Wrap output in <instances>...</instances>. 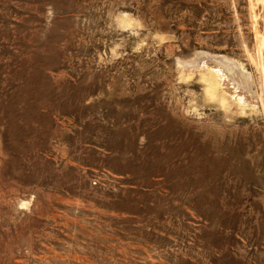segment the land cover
Segmentation results:
<instances>
[{
  "label": "rangeland",
  "instance_id": "1",
  "mask_svg": "<svg viewBox=\"0 0 264 264\" xmlns=\"http://www.w3.org/2000/svg\"><path fill=\"white\" fill-rule=\"evenodd\" d=\"M0 264H264V0H0Z\"/></svg>",
  "mask_w": 264,
  "mask_h": 264
},
{
  "label": "bare ground",
  "instance_id": "2",
  "mask_svg": "<svg viewBox=\"0 0 264 264\" xmlns=\"http://www.w3.org/2000/svg\"><path fill=\"white\" fill-rule=\"evenodd\" d=\"M226 67H227V70H228V73L231 75V76H234L235 77V79H240V76L238 75V73L236 72V71H233V68H232V66L231 67H229V65L231 64V63H229L228 61L226 62ZM224 66H225V64H224ZM241 74V73H240ZM245 76V75H244ZM245 80V82H249L248 81V79H244Z\"/></svg>",
  "mask_w": 264,
  "mask_h": 264
}]
</instances>
